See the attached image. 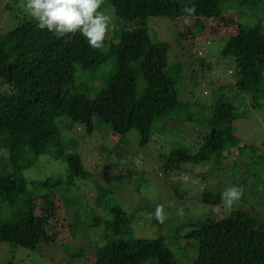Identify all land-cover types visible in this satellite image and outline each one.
Wrapping results in <instances>:
<instances>
[{
    "label": "trees",
    "instance_id": "16d2710c",
    "mask_svg": "<svg viewBox=\"0 0 264 264\" xmlns=\"http://www.w3.org/2000/svg\"><path fill=\"white\" fill-rule=\"evenodd\" d=\"M242 2L247 6L264 4V0H106V6L111 4L115 10L118 26L100 50L89 47L79 33L57 38L47 29H39L36 21L20 10L22 20L0 33V243L42 253L41 246L60 238V217L65 214L71 238L98 234L106 239L102 244L104 240L96 237L95 246L87 243L90 249L83 245L70 254L75 261L85 256L83 264L90 255L94 256L92 264H145L152 260L157 264H264V136L249 142L237 128L239 119L246 117L238 109L242 100L253 107L264 104V24L262 19L240 24L234 11ZM225 3L230 15L225 13ZM193 4L196 14L186 23L182 10ZM153 16L172 18L187 42L194 34L200 39L210 34V20L220 22L230 34L221 54L235 58L239 79L209 81L216 93L213 113L202 120L209 130L198 134L193 151L184 146L179 149L183 154L175 151L178 158L162 156L168 170L186 168L199 181L204 179L195 172L197 167L207 174L209 180H204L207 183L199 197L208 206L206 216L173 226L168 233H164V222L154 216L159 234L148 238L131 235L135 215L115 197L114 183H103L89 170L80 152L64 145L63 133L68 136L76 128L92 138L96 129L108 131L109 145L116 144L109 152V145L101 146L105 161L114 159L108 165L109 178L132 184L131 167L123 168L131 158L121 147L129 132L137 130L138 145L149 151L162 138L160 134L153 142L160 123L165 125L160 129L164 131L166 126L199 122L181 113L188 105L180 95V75L170 68L172 44L154 40L148 24ZM215 33L212 30L219 35ZM203 41L208 44L210 40ZM197 56L205 59L207 51L198 49ZM177 61L179 58L172 60L175 66ZM181 64L191 71L198 69L196 65L205 70L213 67L211 61L198 64L185 60ZM228 87L236 90V97L225 92ZM45 156L53 162L62 161L65 172L30 180L26 171ZM123 161L129 163L122 166ZM174 177L172 181L178 179ZM79 179L94 183V216L88 212L92 203L87 209L82 207V198L88 194L81 192L76 183ZM141 182L135 187L139 194ZM76 184L77 201L68 191ZM174 184L169 185L181 195ZM229 185L242 187L244 195L225 212L221 193ZM64 196L71 197L76 207L73 219L69 199ZM4 264L22 263L10 260Z\"/></svg>",
    "mask_w": 264,
    "mask_h": 264
},
{
    "label": "rangeland",
    "instance_id": "374dc122",
    "mask_svg": "<svg viewBox=\"0 0 264 264\" xmlns=\"http://www.w3.org/2000/svg\"><path fill=\"white\" fill-rule=\"evenodd\" d=\"M11 2L10 8L7 9V5ZM21 0H0V33L7 31L8 29L14 27L15 24L22 20L23 13L20 12ZM226 4V3H225ZM243 4V2H242ZM245 3L243 6H239L234 12L237 17V21L243 25L253 24L257 20H261L264 24V4L258 6H247ZM3 6V8L1 7ZM12 7H15L14 9ZM226 7V8H225ZM228 4L224 6L225 13L230 15V10L227 9ZM237 7V4L235 8ZM241 8V10H239ZM18 11V12H17ZM106 11L109 14L115 16V10L111 4L106 6ZM17 12V13H16ZM19 14L20 18L15 16ZM115 26H118V23L115 22ZM117 24V25H116ZM148 24L150 27V33L155 41L167 40L172 44L170 51V68L175 74H179L180 83L179 89L181 88V94L184 100L187 102L188 107L182 108V114H190L196 123L190 124H180L172 125L170 127L166 126V130L161 131L160 123L158 125V130L153 137V142L162 134V138L159 139L158 145L155 144L148 151V147L142 148L138 145V131L132 130L129 132L123 139L122 142L124 145H121L124 154L127 155L128 161H123L124 163H129V167L124 166L123 168L134 173V178L132 177V184H121L118 180L109 178V168L108 165L114 159L111 158L108 161H105V155L101 153L102 145H109L108 139H106L105 134L107 132H101L96 129L94 136L89 138L84 131L81 132L79 129H74L66 136V133H63L64 145L68 146L70 149L77 150L83 157V161L86 167L92 169L91 171L100 178V180L105 183H114L112 189L116 190L115 197L118 198L120 204L124 208H127L129 212H132L135 215V223L133 224V230H131V235L138 237H148L154 238L159 234V224L154 220L155 211L157 205L163 206V211L168 214V218L164 221V233H168L171 227H175L187 222L190 220L197 221L204 218L208 212V206L201 202L199 199L201 192L203 191L207 182L204 180H209L207 174L202 173V168L197 167L195 172L198 170L201 174L200 176L202 181H199L198 178H195L191 171L183 170H172L164 167L162 156L165 154L168 156H173L178 158L179 154H183L179 149H183L186 146V149L191 151L197 146L198 134L203 131H208L209 127L205 124V121H202L206 116L213 113V102L216 96V93L212 90L214 83L209 81H215L219 83L224 82H233L239 79V74L237 72V63L235 58L231 56H223L221 50L226 43L230 34H228V28L226 29L220 22L210 20L207 24L210 26L208 29L210 33L204 36L210 41L206 44L203 41L204 38L200 39L196 34L191 36L189 42L182 39L180 36V30L177 23L169 17H150L148 19ZM185 25L183 24L182 28ZM187 30V29H186ZM214 30L215 34H212ZM110 32L109 35H111ZM196 33V30H194ZM222 35V36H221ZM216 36V37H215ZM193 41V42H192ZM192 42V43H190ZM204 49L207 51V56L205 59L199 58L197 56V50ZM182 53L180 54V51ZM176 52L177 56L173 54ZM182 55V56H181ZM174 58H179L176 66L172 62ZM183 58V59H182ZM172 59V60H171ZM185 60H190L198 64L204 62L212 63L213 67L210 70H205L202 66L196 65L198 69L188 70L189 67L178 65L180 61L183 63ZM173 65V67H172ZM193 76V79H192ZM236 90H231L230 87L226 88L225 92L229 93V96L236 97ZM240 94V93H239ZM237 95V97L239 96ZM264 102V100H263ZM239 110L244 112L246 115L245 118L239 119L237 128L245 132L248 137V141L251 142L252 139H259L264 136V104L262 107H253L250 104V101L242 100L239 105ZM236 123V124H237ZM164 125V124H163ZM165 126V125H164ZM107 127L105 126L104 130ZM186 131V135L183 137V132ZM107 130V129H106ZM173 131V132H171ZM168 133L177 134L179 138L170 137ZM116 144L111 143V147L106 149L108 152L112 150L113 146ZM175 145V146H173ZM118 148V147H117ZM179 150V154L175 151ZM112 157V155H108ZM56 160V159H55ZM58 161L60 163H58ZM119 165L121 162H117ZM189 166V164H185ZM185 167V166H184ZM122 170V168H117V170ZM65 172V165L62 161H54L48 157H44L40 160L37 166L26 171V175L30 180H41L46 177L61 175ZM112 173V172H111ZM117 174V172H116ZM140 178L138 179V177ZM177 175V176H176ZM195 175V174H194ZM173 176L177 178L175 181H172ZM141 179V180H140ZM219 181V179H216ZM79 181V182H78ZM142 181V182H141ZM138 182L142 183L141 193L139 194L135 187H137ZM175 183L176 187H179L181 190V195L176 194L171 187L170 183ZM212 182V181H211ZM76 183L80 185L81 192L88 194L86 197L82 198V207L87 209L90 205L88 212L91 216L95 215L97 212V207H95L92 201L93 197L96 195L94 191V183L91 180H76ZM116 186V187H114ZM116 188V189H115ZM119 189V191H118ZM72 197L77 201L79 200V191L77 190V184L73 185L68 189ZM118 191V192H117ZM124 198L121 199L120 195ZM65 199H69L68 210L70 217L73 219L76 212V207L73 206L71 197L64 196ZM59 209L63 208L61 201H58ZM183 208L184 215H177V209ZM100 210V209H99ZM67 222L65 214L60 217V223L62 225L61 230L59 231L60 238L56 239V242L52 244H44V247L41 246L39 252L29 250L26 247L17 246L14 247L12 244L7 242L0 243V264H4L10 260L20 261L22 264H83L84 257H78L75 261L73 256L70 255L74 253L80 246L86 245L87 249L88 244L90 246H95L93 239H98L100 242L104 240L102 244L106 242V239L102 235L95 234L94 236L85 237L84 235L76 234L75 238H71V234L67 232ZM70 240V241H69ZM58 241V242H57ZM68 241V242H66ZM63 242H66L62 244ZM179 241H176V244ZM182 243V241H180ZM175 246V245H173ZM180 246V245H178ZM90 249V248H89ZM30 251H33L31 253ZM89 251V250H86ZM88 258L87 264H92L94 261V256L90 255ZM75 262V263H74ZM145 264H157L155 261H149Z\"/></svg>",
    "mask_w": 264,
    "mask_h": 264
},
{
    "label": "clouds",
    "instance_id": "9594fccd",
    "mask_svg": "<svg viewBox=\"0 0 264 264\" xmlns=\"http://www.w3.org/2000/svg\"><path fill=\"white\" fill-rule=\"evenodd\" d=\"M21 9L37 23L41 30L47 29L57 38L81 34L89 47L103 49L114 29V16L106 11V0H21ZM185 22L196 14L195 5L183 8ZM244 190L238 185H229L221 193V206L230 212L242 199ZM183 216V208L177 209ZM155 218L163 223L168 214L162 205H157Z\"/></svg>",
    "mask_w": 264,
    "mask_h": 264
}]
</instances>
